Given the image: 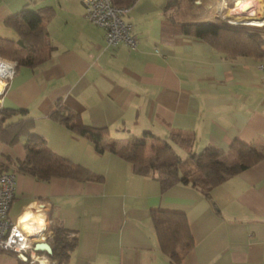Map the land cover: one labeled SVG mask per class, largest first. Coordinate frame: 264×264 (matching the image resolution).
Instances as JSON below:
<instances>
[{"label":"crops","instance_id":"1","mask_svg":"<svg viewBox=\"0 0 264 264\" xmlns=\"http://www.w3.org/2000/svg\"><path fill=\"white\" fill-rule=\"evenodd\" d=\"M234 1L132 0L124 16L136 40L130 48L107 46L82 0H0V38L21 49L5 19L24 7L50 8L42 13L48 58L15 65L0 87L1 108L26 110L7 121L31 118V132L51 151L100 176L38 180L15 166L26 157V136L11 144L0 139V163L15 175L8 216L24 224L29 211L33 230L46 222L47 251L54 225L66 228L75 245L61 264H172L154 230V209L185 215L192 245L178 264H264V159L226 175L208 196L187 181L162 189L155 174L140 175L116 154L95 151L88 138L49 116L60 103L119 145L150 132L148 153L165 142L181 159L212 146L230 163L235 139L264 152V57H228L200 36L162 30L167 21L213 20L264 36V16L243 26L231 19L246 13L249 1L258 7L264 0H237V8ZM0 264L19 262L0 251Z\"/></svg>","mask_w":264,"mask_h":264},{"label":"trees","instance_id":"2","mask_svg":"<svg viewBox=\"0 0 264 264\" xmlns=\"http://www.w3.org/2000/svg\"><path fill=\"white\" fill-rule=\"evenodd\" d=\"M118 3V6L129 5L132 0ZM50 11L45 7L34 11L27 7L5 19V24L16 31L20 41L25 46L18 48L11 40L0 38V56L13 59L16 65L35 66L48 58V41L42 25L43 14ZM48 13V12H47ZM165 32H180L200 36L214 49L228 57L253 56L264 57V36L254 31L238 29L217 23L213 20L197 22H181L174 24L167 21L163 26ZM15 113L25 115L26 110L0 107V139L7 143L15 142L20 135H25L26 157L15 160L16 169L42 181L53 176L75 179L100 178L87 168L72 163L51 151L43 139L31 132V118H20L8 122L9 116ZM49 116L81 136L88 138L95 151H110L131 163L133 170L140 175L155 174L161 188L166 189L180 181H187L207 196L213 187L218 185L226 175H234L250 167L261 159L264 152L239 139L230 144L234 160L230 163L223 161L221 151L215 147H207L199 154L191 153L188 158L181 159L171 147L163 142L152 153L147 152V139L153 136L150 132L129 139L124 144L116 140L104 141L102 133L105 128H94L82 124L77 114L58 103ZM0 171H6L0 163ZM154 230L162 252L169 256L172 264H178L183 254L191 247L192 238L189 233L185 215L181 211L154 209L151 212ZM54 248L47 253L54 264L67 260L75 245V238L69 236V231L60 224L53 227ZM18 258L19 264H30Z\"/></svg>","mask_w":264,"mask_h":264},{"label":"built area","instance_id":"3","mask_svg":"<svg viewBox=\"0 0 264 264\" xmlns=\"http://www.w3.org/2000/svg\"><path fill=\"white\" fill-rule=\"evenodd\" d=\"M82 3L86 18L103 29L107 46L125 44L130 48L135 47L133 26L124 19L129 9L127 6L115 5L112 0H82ZM233 4L235 8L236 0ZM0 65V79L5 86L15 72L16 63L0 59ZM259 68L264 72V62L259 64ZM14 195V173L0 171V251L12 252L30 264H52L47 256L48 251L40 244L48 233L46 222L39 231L29 234L22 228V222L9 218L8 210Z\"/></svg>","mask_w":264,"mask_h":264},{"label":"bare ground","instance_id":"4","mask_svg":"<svg viewBox=\"0 0 264 264\" xmlns=\"http://www.w3.org/2000/svg\"><path fill=\"white\" fill-rule=\"evenodd\" d=\"M236 3H237V0H236ZM245 6H246V13L238 12V15H235V17H233L231 19L234 21L242 22L243 24H245V23L249 22L248 18L251 16L258 15L257 19H260V18H262V16H264V15H262V13H264V6L258 5V7H256L253 5V3L251 4L250 1L247 4H245ZM235 8H237V5L235 6ZM261 22H264V20H262ZM258 23H260V22H258ZM1 70H2V67L0 65V71ZM3 86H4V82L2 80H0L1 89L3 88ZM28 214L29 215L24 216V218H23L24 224H21V226L25 230V232H28L29 234H33V233L39 231L42 228L43 224L36 226V229L33 230L32 226H34V224L36 222L34 221L32 223V215L29 211H28ZM21 218H22V216H21ZM29 221H31V222L29 223ZM40 244H41V246L44 247V246H46L47 243L45 241H42V243H40Z\"/></svg>","mask_w":264,"mask_h":264},{"label":"water","instance_id":"5","mask_svg":"<svg viewBox=\"0 0 264 264\" xmlns=\"http://www.w3.org/2000/svg\"><path fill=\"white\" fill-rule=\"evenodd\" d=\"M45 247V246H44ZM51 250H52V248H48V253H50L51 252Z\"/></svg>","mask_w":264,"mask_h":264},{"label":"rangeland","instance_id":"6","mask_svg":"<svg viewBox=\"0 0 264 264\" xmlns=\"http://www.w3.org/2000/svg\"><path fill=\"white\" fill-rule=\"evenodd\" d=\"M234 5V4H233ZM118 137H121V136H118ZM150 141V140H149ZM149 144H150V142H149ZM152 153V152H151Z\"/></svg>","mask_w":264,"mask_h":264}]
</instances>
